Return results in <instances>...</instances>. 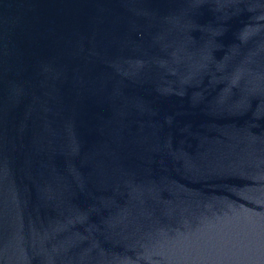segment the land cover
Listing matches in <instances>:
<instances>
[{"label": "water", "instance_id": "water-1", "mask_svg": "<svg viewBox=\"0 0 264 264\" xmlns=\"http://www.w3.org/2000/svg\"><path fill=\"white\" fill-rule=\"evenodd\" d=\"M0 264H264V0H0Z\"/></svg>", "mask_w": 264, "mask_h": 264}]
</instances>
